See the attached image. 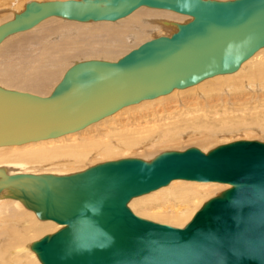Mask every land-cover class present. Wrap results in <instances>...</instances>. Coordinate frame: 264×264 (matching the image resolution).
<instances>
[{"label":"water","instance_id":"obj_1","mask_svg":"<svg viewBox=\"0 0 264 264\" xmlns=\"http://www.w3.org/2000/svg\"><path fill=\"white\" fill-rule=\"evenodd\" d=\"M141 7L191 20L118 61L74 64L48 97L0 87V147L57 138L121 109L237 71L264 48V0H67L37 3L0 26V43L59 17L116 22ZM0 188L63 228L37 242L43 264H264V142L192 147L150 161L123 158L69 175H7ZM231 187L183 228L136 215L129 203L172 181Z\"/></svg>","mask_w":264,"mask_h":264},{"label":"bare ground","instance_id":"obj_2","mask_svg":"<svg viewBox=\"0 0 264 264\" xmlns=\"http://www.w3.org/2000/svg\"><path fill=\"white\" fill-rule=\"evenodd\" d=\"M26 1L0 0V26L14 20L36 0ZM37 3L43 2L38 0ZM3 12L9 13L5 15ZM183 16L172 11L141 7L116 22L81 23L59 17L48 18L28 32L11 35L0 43V87L48 97L77 59L118 61L131 49L164 34L162 26L170 27L174 32L176 25L182 24L179 22L181 19H191ZM184 96L185 99H182ZM171 100L176 102L173 112H166L167 108L163 115L150 112L152 106H168L166 103ZM148 109L150 113L136 117L139 112ZM128 111H133L129 124L121 122L111 127L117 117ZM107 124H110L107 130L100 134L98 127ZM237 131L244 132L246 137L249 133L264 131V48L233 73L218 75L193 87L174 90L168 95L125 107L83 130L23 145L2 146L0 171L7 175L62 176L56 171H73L74 167H78L75 165L90 157L109 159L119 152L135 149L134 152L141 150L148 158L153 156L152 151L172 147L185 138L209 144L221 135ZM201 149L208 151L207 146ZM53 159L64 166L49 173L46 170L39 173L16 172L3 167L9 160H23L28 164L44 162L46 165ZM230 187L221 183L175 180L166 187L133 199L129 207L141 218L183 228L208 201H203L201 196ZM17 190V186L13 185L0 188V264H43L35 251L37 242L63 226L39 219L17 198ZM23 217L31 219L34 224L23 220ZM31 239L37 241L32 242Z\"/></svg>","mask_w":264,"mask_h":264},{"label":"rangeland","instance_id":"obj_3","mask_svg":"<svg viewBox=\"0 0 264 264\" xmlns=\"http://www.w3.org/2000/svg\"><path fill=\"white\" fill-rule=\"evenodd\" d=\"M31 1H34V0H27L26 2L28 3V2H31ZM38 0H36L35 2H37ZM49 2V1H57V0H39V2ZM58 1H60V0H58ZM61 1H64V0H61ZM66 1V0H65ZM221 1H226V0H221ZM25 2V3H26ZM26 3V4H27ZM5 15H7L9 12H3ZM3 14V15H4ZM180 15V14H179ZM183 16V15H182ZM183 17H186V16H183ZM191 20V19H190ZM180 23H185V22H187V19H181L180 21H179ZM163 28H165V33L163 34H161V35H156V37H159V36H163V35H170L171 34V32H173L172 31V29L170 28V27H165V26H162ZM168 29H170L169 31H167ZM28 32V31H27ZM149 41V40H148ZM133 46V45H132ZM137 47H139V46H137ZM137 47H135V48H137ZM134 48V49H135ZM131 50H133V49H131ZM130 50V51H131ZM128 53V52H127ZM84 59H77V61H75V62H79V61H83ZM85 60H93V58H85ZM96 60H98V59H96ZM75 62L73 63V64H75ZM72 66V65H71ZM235 74V73H234ZM191 95H193V93L192 94H190V96ZM38 96H40V95H38ZM49 96V95H48ZM46 97V96H45ZM186 97H188V96H186ZM194 98V97H193ZM182 99H185V96L182 98ZM189 99H190V97H189ZM188 99V100H189ZM169 103H166L168 106H169V104H170V106H175L174 108L173 107H168V106H166V105H156V106H152L150 109H152L151 111L148 109V110H144L143 112H136V113H138L137 114V116L136 117H141L142 115H144L145 113H147L148 111H150L151 113H155V114H159V113H161V115H163L164 114V112L166 111V108L168 109V111H166V112H170V111H172L173 112V110H175V108H176V102L174 103V101L173 100H171V101H168ZM173 104V105H172ZM157 108V110H158V108H159V110L157 111H155V109ZM153 108H155L154 110H153ZM169 108H171V109H169ZM173 108V109H172ZM160 110H161V112H160ZM150 112H148V113H150ZM133 113V111H128L126 114H124V115H121L120 117H117L114 121H115V123L111 126V127H114V126H117V125H119L121 122H125L126 124H129L130 122H128L129 121V118H131V117H133V115H131ZM153 113V114H154ZM141 114V115H140ZM167 114V113H166ZM169 114V113H168ZM117 124V125H116ZM109 125L110 124H107V125H105V126H101V127H98L99 128V132H100V134L101 133H103V132H105L106 130H107V128L109 127ZM126 126V125H125ZM110 127V128H111ZM130 128V127H129ZM131 131V129L129 130V132ZM261 132V133H260ZM264 132V131H263ZM263 132L262 131H257L256 132V134H254V133H249L248 134V137H246L247 136V134H245L244 132H241V131H237V132H234V133H228V134H225V135H221L219 138H216V139H214L211 143H209V144H206V143H200V141H198L197 142V140H188V138H185V139H183V140H181L180 142H178V143H175V144H173V146L171 147V146H169V148H167V146L166 147H160V148H158V149H156L155 151H152L151 152V155H153V156H151V157H146L145 156V153H143L141 150H139L138 152H134L135 151V149L133 150V151H122V152H119L118 153V155H116L115 157H113V158H109V159H100V158H96V157H90V158H87V159H85V160H83L82 162H80V163H78L77 165H75V166H78V167H74L75 169L73 170V171H69V170H67V171H65L64 169H60L59 171H56V173H61V174H72L73 172L74 173H76V171H84V170H86V169H88L89 167H92V166H94V164L95 165H97V164H100V163H103V162H108V161H114V160H119V159H123V158H140V159H145V160H151V159H153L155 156H157V155H159L160 153H162V152H166V151H184V150H187V149H189V148H192V147H196V148H198V149H200V150H202L201 148L203 147V146H207V149H208V151H210L211 149H214V148H216V147H218V146H220V145H223V144H228V143H231V142H234V141H238V140H258V141H264V134H263ZM251 135V136H250ZM263 137V138H262ZM257 138V139H256ZM178 146V147H177ZM147 147H149V145L147 146ZM170 147H171V149H170ZM160 150V151H159ZM207 151V152H208ZM131 154H130V153ZM207 152H204V153H207ZM130 154V155H129ZM122 157H121V156ZM52 161H54L53 163H54V165H53V163H52ZM48 162L49 163H51V164H48ZM57 161H55V159H53V160H49V161H47L46 163L48 164H46V165H44L45 163L44 162H41V163H36V164H28V163H26V162H24L23 160H20V161H15V160H9V161H7V162H5L4 163V166L3 167H5V168H9V169H13L14 171H16V172H21V171H23V172H37V173H39V172H50V170H51V172H54V171H52L53 169H56V168H58V167H61V166H64V165H61L60 166V164L61 163H56ZM97 162V163H96ZM12 163V164H11ZM89 163V164H88ZM17 164V165H16ZM65 164V163H64ZM3 165V164H2ZM1 165V166H2ZM16 165V166H15ZM54 166V167H52V166ZM59 165V166H58ZM8 166V167H7ZM11 166H12V168H11ZM20 166V167H19ZM32 166V167H31ZM83 166V167H82ZM15 167V168H14ZM25 167V168H24ZM52 167V168H51ZM82 167V168H81ZM84 167H86V169L84 168ZM17 168V169H16ZM48 168V169H47ZM78 168V169H77ZM82 169H84V170H82ZM21 170V171H20ZM46 170V171H45ZM63 172H62V171ZM220 190V189H219ZM219 190H217L214 194H211V195H209V193H207V195H205V197L204 196H201V199H203V201H205V200H210L211 198H213V197H216L220 192H223L222 191V189H221V191H219ZM219 192V193H218ZM212 196V197H211ZM210 198V199H209ZM198 203V202H197ZM192 205H196V203H193ZM191 205V206H192ZM193 207V206H192ZM192 207H189V208H192ZM139 211H141L140 209H138ZM133 211V210H132ZM135 213V212H134ZM141 213V212H140ZM136 214V213H135ZM142 214V213H141ZM137 215V214H136ZM139 216V215H138ZM25 218V219H24ZM23 220H30V222L32 223V224H34L32 221H31V219H29V218H26V217H23L22 218ZM145 219V218H144ZM150 221H153V220H150ZM153 222H155V221H153ZM157 223V222H156ZM11 224H13V223H11ZM162 224V223H161ZM168 224V223H167ZM167 224H165V225H167ZM171 226V225H170ZM33 240H34V242H36L35 241V239H31V241L33 242Z\"/></svg>","mask_w":264,"mask_h":264}]
</instances>
